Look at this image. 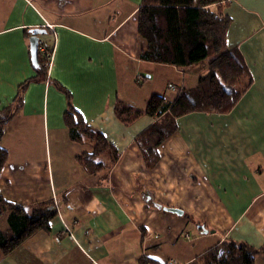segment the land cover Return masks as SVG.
<instances>
[{
  "label": "crops",
  "instance_id": "crops-1",
  "mask_svg": "<svg viewBox=\"0 0 264 264\" xmlns=\"http://www.w3.org/2000/svg\"><path fill=\"white\" fill-rule=\"evenodd\" d=\"M140 1L0 0V107L37 76L30 30L45 28L39 38L53 46L46 76L27 85L4 127L0 195L28 210L43 202L56 209L48 229L0 264H194L223 242L263 246L264 0H230L223 8L230 19L225 45L241 54L247 89L228 112L177 117L150 166L137 139L158 118L123 122L115 102L143 108L154 93L171 101L177 93L170 84L194 86L206 70L138 58L145 44L137 35ZM68 100L117 150L110 167L89 171L79 161L93 146L71 140L63 120ZM99 159L109 164L110 152ZM254 264H264V253Z\"/></svg>",
  "mask_w": 264,
  "mask_h": 264
},
{
  "label": "trees",
  "instance_id": "trees-1",
  "mask_svg": "<svg viewBox=\"0 0 264 264\" xmlns=\"http://www.w3.org/2000/svg\"><path fill=\"white\" fill-rule=\"evenodd\" d=\"M228 1L230 0L140 1L136 11L137 35L145 44L139 47L138 58L154 63L191 69L201 67L206 70L194 86L178 88L171 101L154 93L149 96L143 108L121 100L115 102V115L123 122L129 123L141 114L158 118L137 139L149 166L157 161V146L176 129L177 117L196 110L228 112L250 84L249 78H244L247 68L241 54L237 49H228L225 45L230 19L223 8ZM45 44L50 52L52 44L46 41ZM45 61V52L39 50L37 45L34 65L37 76L22 82L13 101L0 107V139L5 125L13 118L23 101V92L27 85L46 76ZM60 88L69 99L68 90L62 86ZM63 120L69 129L71 140L80 143L89 141L93 146L92 152L79 157L87 170L110 167L117 159V150L106 141L101 132L85 122L80 112L70 105L69 100ZM105 151L111 154L109 164H103L99 159ZM7 156V150L0 146V171ZM3 213H7V228L0 227V259L35 231L48 229L56 209L51 202H43L28 210L0 195V215ZM259 253H264V244L255 249L246 244L223 242L205 252L194 264H254ZM138 264L159 263L141 258Z\"/></svg>",
  "mask_w": 264,
  "mask_h": 264
},
{
  "label": "water",
  "instance_id": "water-1",
  "mask_svg": "<svg viewBox=\"0 0 264 264\" xmlns=\"http://www.w3.org/2000/svg\"><path fill=\"white\" fill-rule=\"evenodd\" d=\"M46 32L45 28H33L30 30L31 36L29 38V42H30V51H31V56H32V62L34 65H36V49H37V41L39 38L40 34H44ZM154 206L158 207V208H163L164 210H168L177 214H182V210L178 209V208H171V207H164L161 206L160 204L157 203H153ZM204 232H207V229L201 225L200 226Z\"/></svg>",
  "mask_w": 264,
  "mask_h": 264
},
{
  "label": "built area",
  "instance_id": "built-area-1",
  "mask_svg": "<svg viewBox=\"0 0 264 264\" xmlns=\"http://www.w3.org/2000/svg\"><path fill=\"white\" fill-rule=\"evenodd\" d=\"M46 27H49L50 29L53 30L52 25L46 24ZM37 45L39 46V50H41L42 52H45L46 61L44 62V65L48 69L49 65L51 64L53 49L50 52L47 51L45 41L43 39H41V38H38ZM168 88L170 90H172V91H177L178 90V88L175 85H173V84H170ZM167 264H174V263L173 262H168Z\"/></svg>",
  "mask_w": 264,
  "mask_h": 264
},
{
  "label": "rangeland",
  "instance_id": "rangeland-1",
  "mask_svg": "<svg viewBox=\"0 0 264 264\" xmlns=\"http://www.w3.org/2000/svg\"><path fill=\"white\" fill-rule=\"evenodd\" d=\"M143 75H145V74H143ZM156 77V75L153 77V78H155ZM241 85V84H240ZM240 85L238 86L237 85V87L239 88L240 87ZM4 222H5V224H6V221L4 220ZM0 223H1V226H3L2 224H3V219H0Z\"/></svg>",
  "mask_w": 264,
  "mask_h": 264
}]
</instances>
